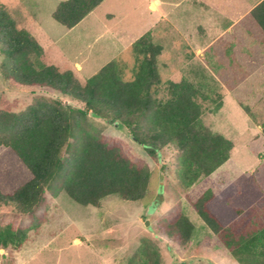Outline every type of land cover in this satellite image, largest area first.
<instances>
[{"label": "rangeland", "instance_id": "1", "mask_svg": "<svg viewBox=\"0 0 264 264\" xmlns=\"http://www.w3.org/2000/svg\"><path fill=\"white\" fill-rule=\"evenodd\" d=\"M62 0H0L21 28L27 29L42 46L45 62L60 69H71L85 80L113 58L123 66V77L133 75L135 55L131 44L150 31L162 46L156 67L163 84L156 96L166 98L167 80L186 78L200 90L201 119L212 131L233 143L229 159L188 190L173 178L177 153L165 147L155 156L132 140L128 129L113 126L89 114L99 131L127 148L128 155L150 168L146 194L141 200L126 201L116 195L102 199L97 207L83 206L65 192L55 194L57 181L44 190V198L30 213L18 212L13 204L0 205V227L12 223L27 228V238L18 247L0 248V264H127L145 240L149 250L156 248L160 264H238L224 241L237 236L241 216L217 234L211 232L191 206L205 189L219 192L231 183L237 192L229 205L244 212L264 195V35L251 18L232 24L228 32L208 44L197 55L189 48L193 40L209 41L198 30L168 16L158 18L150 0H104L93 12L71 28L57 23L51 13ZM167 12L178 2L175 13H182L184 0H161ZM185 19V16H183ZM183 19V20H184ZM190 22V21H189ZM228 20L224 25L230 24ZM245 38L239 46L233 33ZM190 35V36H189ZM193 39V40H192ZM255 42H254V41ZM255 48V50H254ZM244 52V53H243ZM38 98L69 101L45 88H11L0 76V100L22 109ZM221 100L216 112L213 107ZM60 157H64L61 151ZM31 178V173L9 148L0 147V191L10 194ZM181 210L193 224L190 240L183 246L160 235L154 228L164 218Z\"/></svg>", "mask_w": 264, "mask_h": 264}, {"label": "trees", "instance_id": "2", "mask_svg": "<svg viewBox=\"0 0 264 264\" xmlns=\"http://www.w3.org/2000/svg\"><path fill=\"white\" fill-rule=\"evenodd\" d=\"M102 1L62 0L51 17L71 28ZM248 15L264 35V0ZM131 48L135 55L131 79H124L121 61L113 58L80 80L71 69L47 64L38 40L19 27L0 4L2 80L11 88H45L81 104L38 98L14 110L10 102L0 100V147L9 148L31 173V178L12 193L0 191V205L13 204L18 212L30 213L43 200L51 181H57L55 194L65 192L83 206L97 207L109 195L126 201L145 196L150 168L131 158L115 138L103 135L89 121V114L113 126L126 127L132 140L150 155L171 147L177 153L173 178L182 190H188L229 159L233 143L203 123L201 105L196 100L198 87L186 78L167 80V97L156 96L163 84L156 67L162 46L153 41L150 31L134 40ZM221 105L222 101H217L213 112ZM260 132L264 137V124ZM236 192L234 183L217 193L208 188L191 206L215 234L241 216L237 236L224 244L238 264H264V195L244 212L228 203ZM193 229L181 210L154 228L180 246L190 240ZM27 230L12 223L1 226L0 248L20 247ZM145 242L127 264H160L156 248L149 250Z\"/></svg>", "mask_w": 264, "mask_h": 264}, {"label": "crops", "instance_id": "3", "mask_svg": "<svg viewBox=\"0 0 264 264\" xmlns=\"http://www.w3.org/2000/svg\"><path fill=\"white\" fill-rule=\"evenodd\" d=\"M184 1L187 2V5L183 8L182 13L179 12L177 14L175 13V10L176 8L179 7L180 3L178 4V2L173 3L172 8L169 9L167 12H164L161 9L160 7V4L162 3L161 0H150V6L156 9L158 18L165 19L168 16H171L175 20V22L172 23L174 26L176 25V21H181L180 20L181 18L182 19L181 22L187 24L191 23V25H188V27L192 26L193 28L197 29L200 35H203L205 37L208 36L210 37L209 41L207 42H204L203 40L200 42L199 40L192 39L194 46L190 47L189 50L190 52H192V54L197 55L198 54L197 52L201 54L202 51L206 50L208 44L215 42L226 32H228L232 24H238L244 22L247 18H251L248 15L249 11L261 0H184ZM93 10L90 11L86 16L91 14ZM183 16H185V19ZM226 20H228L231 23L225 26L223 23ZM232 35L233 37H237L234 38V40L238 42L237 50H239L240 45H242L243 43L246 44L245 38L237 34V32H234ZM249 43L250 44H246L245 47H247L249 50L253 49L251 40L249 41ZM261 61L262 62L264 61V53H263V57L261 58Z\"/></svg>", "mask_w": 264, "mask_h": 264}]
</instances>
